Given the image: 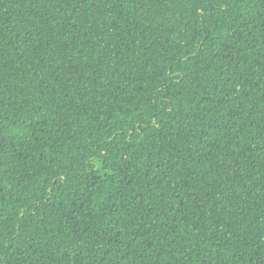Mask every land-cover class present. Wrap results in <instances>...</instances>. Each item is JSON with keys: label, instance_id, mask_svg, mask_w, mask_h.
I'll use <instances>...</instances> for the list:
<instances>
[{"label": "trees", "instance_id": "16d2710c", "mask_svg": "<svg viewBox=\"0 0 264 264\" xmlns=\"http://www.w3.org/2000/svg\"><path fill=\"white\" fill-rule=\"evenodd\" d=\"M0 264H264V0H0Z\"/></svg>", "mask_w": 264, "mask_h": 264}]
</instances>
